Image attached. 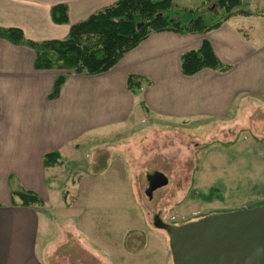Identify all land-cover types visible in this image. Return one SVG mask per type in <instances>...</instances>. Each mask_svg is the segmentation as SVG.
I'll use <instances>...</instances> for the list:
<instances>
[{
	"label": "crops",
	"instance_id": "crops-1",
	"mask_svg": "<svg viewBox=\"0 0 264 264\" xmlns=\"http://www.w3.org/2000/svg\"><path fill=\"white\" fill-rule=\"evenodd\" d=\"M117 1L0 0V27L19 29L34 42L64 39L72 24ZM240 1L237 9L247 15L235 13L203 34L152 32L108 71L93 75L36 69L31 47L0 38V264H45L46 257L58 253L59 239L47 244L40 240L39 231L47 230L49 220L47 213L42 217L46 201L41 190L58 192L59 187L50 183L63 167L64 182L79 176L74 197L77 204L83 198L86 169L73 171L80 163L86 165V134H115L157 118L181 123L222 120L255 109L262 113L250 127H260L264 122V11L244 9ZM57 4L67 7L66 23L51 20L50 8ZM203 40L225 69L204 68L184 75L181 56L197 50ZM61 72L66 79L58 97L49 99L54 78ZM130 75L144 80L136 93L127 87ZM132 111L140 117L130 122ZM252 114L251 119L257 115ZM101 128L108 131L96 132ZM51 152L59 154V162L44 166V156ZM107 172L92 171L87 177ZM21 192L39 196L43 204H22ZM77 204L68 216H77ZM64 234L63 243L68 238Z\"/></svg>",
	"mask_w": 264,
	"mask_h": 264
},
{
	"label": "rangeland",
	"instance_id": "rangeland-1",
	"mask_svg": "<svg viewBox=\"0 0 264 264\" xmlns=\"http://www.w3.org/2000/svg\"><path fill=\"white\" fill-rule=\"evenodd\" d=\"M200 3L173 0L176 7L185 8ZM243 8L264 11V0H243ZM255 111L186 123L148 119L140 128L86 134V168L80 163L73 171L86 169L83 198L77 204L74 197L79 176L64 182L63 167L50 183L59 187L58 192L41 190L46 201L42 217L48 215L49 220L47 230L39 231L40 240H60L58 253L46 257L45 264H173L168 234L153 226L154 214L177 227L210 214L264 206V122L250 127L262 113ZM135 114L130 112V122L140 117ZM105 169V175L87 177ZM153 171L163 172L168 183L148 199L146 175ZM74 204L79 212L70 217ZM63 231L68 236L65 243Z\"/></svg>",
	"mask_w": 264,
	"mask_h": 264
},
{
	"label": "trees",
	"instance_id": "trees-1",
	"mask_svg": "<svg viewBox=\"0 0 264 264\" xmlns=\"http://www.w3.org/2000/svg\"><path fill=\"white\" fill-rule=\"evenodd\" d=\"M240 0H201L196 8L176 7L173 0H118L86 19L72 24L64 39L34 42L24 38L16 28H1L0 38L14 44H25L35 52L36 69H58L75 74H99L108 71L122 55L134 48L152 32L173 31L177 33L203 34L219 27L238 10ZM54 23L68 21L67 7L57 4L50 8ZM204 68L223 70L225 66L214 55L208 41L203 40L197 50L181 56V70L186 76ZM66 77L57 74L49 99L58 97ZM144 80L128 76L127 87L138 92ZM60 156L51 152L44 156V166L58 163ZM22 204H43L42 199L29 192H21Z\"/></svg>",
	"mask_w": 264,
	"mask_h": 264
},
{
	"label": "water",
	"instance_id": "water-1",
	"mask_svg": "<svg viewBox=\"0 0 264 264\" xmlns=\"http://www.w3.org/2000/svg\"><path fill=\"white\" fill-rule=\"evenodd\" d=\"M145 195L168 183L161 171L146 175ZM153 226L167 232L173 264H264V206L203 216L177 227L156 213Z\"/></svg>",
	"mask_w": 264,
	"mask_h": 264
}]
</instances>
